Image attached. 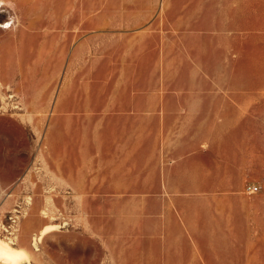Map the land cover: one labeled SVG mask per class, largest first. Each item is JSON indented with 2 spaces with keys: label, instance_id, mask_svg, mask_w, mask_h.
Segmentation results:
<instances>
[{
  "label": "rangeland",
  "instance_id": "rangeland-1",
  "mask_svg": "<svg viewBox=\"0 0 264 264\" xmlns=\"http://www.w3.org/2000/svg\"><path fill=\"white\" fill-rule=\"evenodd\" d=\"M125 18L145 23L150 92L157 73L166 95L235 104L212 193L237 196H67L50 170L64 166L67 34ZM0 238L23 264H264V0H0Z\"/></svg>",
  "mask_w": 264,
  "mask_h": 264
},
{
  "label": "crops",
  "instance_id": "crops-1",
  "mask_svg": "<svg viewBox=\"0 0 264 264\" xmlns=\"http://www.w3.org/2000/svg\"><path fill=\"white\" fill-rule=\"evenodd\" d=\"M113 25L67 34L66 47L73 44L57 105H64V166L50 164L64 177L66 195L159 196L175 208L186 196H237L225 188L212 193L213 153L228 136L218 118L235 113V104L180 96L179 86H167L173 91L166 95L157 73L150 92L145 23L125 18Z\"/></svg>",
  "mask_w": 264,
  "mask_h": 264
},
{
  "label": "bare ground",
  "instance_id": "bare-ground-1",
  "mask_svg": "<svg viewBox=\"0 0 264 264\" xmlns=\"http://www.w3.org/2000/svg\"><path fill=\"white\" fill-rule=\"evenodd\" d=\"M11 25L12 23L7 22L2 27L7 29ZM50 230H51V226H47L44 229H42L38 239L40 240ZM7 241L0 238V262L2 264H23L24 259L27 258V253H25V251L22 249L13 247Z\"/></svg>",
  "mask_w": 264,
  "mask_h": 264
},
{
  "label": "built area",
  "instance_id": "built-area-1",
  "mask_svg": "<svg viewBox=\"0 0 264 264\" xmlns=\"http://www.w3.org/2000/svg\"><path fill=\"white\" fill-rule=\"evenodd\" d=\"M248 190H250L252 193L257 192L259 190V187L256 185L248 187Z\"/></svg>",
  "mask_w": 264,
  "mask_h": 264
}]
</instances>
